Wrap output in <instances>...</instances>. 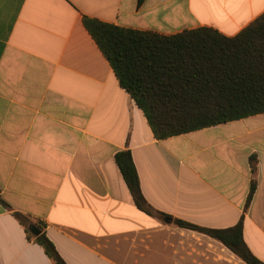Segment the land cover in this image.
I'll list each match as a JSON object with an SVG mask.
<instances>
[{
  "label": "crops",
  "instance_id": "obj_1",
  "mask_svg": "<svg viewBox=\"0 0 264 264\" xmlns=\"http://www.w3.org/2000/svg\"><path fill=\"white\" fill-rule=\"evenodd\" d=\"M138 2L0 0V264L54 263L31 226L66 264H219L223 254L245 264L174 220L219 230L243 220L264 262V113L158 140L84 25L232 38L264 14V0ZM123 151L152 215L117 165Z\"/></svg>",
  "mask_w": 264,
  "mask_h": 264
},
{
  "label": "trees",
  "instance_id": "obj_2",
  "mask_svg": "<svg viewBox=\"0 0 264 264\" xmlns=\"http://www.w3.org/2000/svg\"><path fill=\"white\" fill-rule=\"evenodd\" d=\"M84 25L158 140L264 113V14L232 38L206 27L165 36L89 18ZM116 162L135 203L152 215L131 153L119 152ZM250 162L256 174V158ZM255 191L253 180L246 209ZM14 216L23 224L27 220ZM173 224L220 242L245 264H264L245 243L243 220L223 230L182 220ZM35 240L53 264H66L45 233Z\"/></svg>",
  "mask_w": 264,
  "mask_h": 264
},
{
  "label": "water",
  "instance_id": "obj_3",
  "mask_svg": "<svg viewBox=\"0 0 264 264\" xmlns=\"http://www.w3.org/2000/svg\"><path fill=\"white\" fill-rule=\"evenodd\" d=\"M30 232L34 236H39L41 234V230L38 227H36V226H31L30 227Z\"/></svg>",
  "mask_w": 264,
  "mask_h": 264
},
{
  "label": "rangeland",
  "instance_id": "obj_4",
  "mask_svg": "<svg viewBox=\"0 0 264 264\" xmlns=\"http://www.w3.org/2000/svg\"><path fill=\"white\" fill-rule=\"evenodd\" d=\"M219 264H233L231 261L226 260L223 254V257L221 258V260L219 261Z\"/></svg>",
  "mask_w": 264,
  "mask_h": 264
}]
</instances>
